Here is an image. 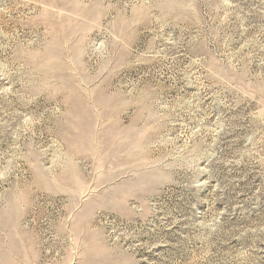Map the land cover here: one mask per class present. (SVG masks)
<instances>
[{
  "label": "rangeland",
  "instance_id": "obj_1",
  "mask_svg": "<svg viewBox=\"0 0 264 264\" xmlns=\"http://www.w3.org/2000/svg\"><path fill=\"white\" fill-rule=\"evenodd\" d=\"M0 264H264V0H0Z\"/></svg>",
  "mask_w": 264,
  "mask_h": 264
}]
</instances>
